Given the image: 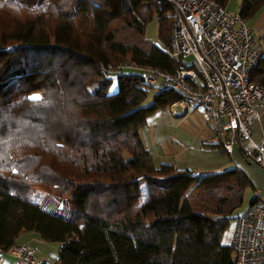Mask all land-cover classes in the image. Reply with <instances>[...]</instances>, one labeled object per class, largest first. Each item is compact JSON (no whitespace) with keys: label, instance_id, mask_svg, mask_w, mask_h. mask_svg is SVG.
<instances>
[{"label":"trees","instance_id":"trees-1","mask_svg":"<svg viewBox=\"0 0 264 264\" xmlns=\"http://www.w3.org/2000/svg\"><path fill=\"white\" fill-rule=\"evenodd\" d=\"M262 6L241 0L239 14ZM154 12L167 47L170 11L156 0H0V256L33 232L58 245L52 264H235L221 235L247 177L155 163L140 137L181 100L153 88L142 105L152 87L121 67L178 66L143 37ZM249 79L264 88V54ZM39 191L58 212L33 200Z\"/></svg>","mask_w":264,"mask_h":264},{"label":"built area","instance_id":"built-area-1","mask_svg":"<svg viewBox=\"0 0 264 264\" xmlns=\"http://www.w3.org/2000/svg\"><path fill=\"white\" fill-rule=\"evenodd\" d=\"M170 11V42L165 47L179 64L173 72L135 68L157 90L172 89L180 108L200 109L221 148L238 145L245 160L264 170V139L253 124L264 108V88L249 79L264 54L247 21L214 0H156ZM230 249L235 264H264V201L257 194L234 219ZM19 264H40L31 246L13 247Z\"/></svg>","mask_w":264,"mask_h":264},{"label":"crops","instance_id":"crops-1","mask_svg":"<svg viewBox=\"0 0 264 264\" xmlns=\"http://www.w3.org/2000/svg\"><path fill=\"white\" fill-rule=\"evenodd\" d=\"M223 6L226 8V3ZM255 15L248 23L252 31L256 27L262 39L264 6ZM253 134L257 139H264V108L259 112V119L253 124ZM140 137L158 164L169 163L177 170L189 169L196 175L218 173L228 169L240 170L249 180L251 188L246 190V200L233 213V219L247 211L255 194L264 201V170L245 160L238 145H234L230 152H224L220 140L214 137L200 109L180 108L174 104L159 109L146 119L145 125L140 129ZM20 237L24 239L23 243L16 242L14 247L27 244L32 247L34 255L37 249H47L45 241L33 232H22L17 238ZM56 258L57 253L55 260ZM37 261L40 264H50L42 260ZM0 264H18V260L8 251L1 254Z\"/></svg>","mask_w":264,"mask_h":264},{"label":"rangeland","instance_id":"rangeland-1","mask_svg":"<svg viewBox=\"0 0 264 264\" xmlns=\"http://www.w3.org/2000/svg\"><path fill=\"white\" fill-rule=\"evenodd\" d=\"M240 3H241V0H228L226 2V8L228 9V11L230 13H233V14L234 13H237L238 12V7H239ZM255 16H253V17H255ZM251 22H252L251 24H253V21H251ZM247 24L251 28V26L248 23V20H247ZM255 28L253 29V34H254L255 40L259 44L263 45L262 39H261L260 35H258L259 34V31H256ZM157 30H158V13L157 12H154V14L152 15L150 21L145 25L143 37H144V39L147 42H149L151 44H154L156 46H159L162 49H166L161 44V42L158 39ZM263 33H264V31H263ZM112 79H113L112 80V85H111V87L109 89V92L110 93L115 92L116 89H117L116 81H115L114 78H112ZM146 92H147L146 99L142 103V105H144V106L145 105H148L151 102V99H152L153 95L157 93V90H155L153 88H146ZM0 154H2V153H0ZM246 196H247V194H245V196H244V202L246 200ZM43 197H44V193L41 192V191H39V192H37L33 196V200L35 202H40L42 208H44L46 210H49L51 212H58L57 209H55L56 207H52L51 205L46 204V202H41V200H43ZM234 224H235L234 219H231V220L228 221V224L225 227V229H224V231H223V233L221 235V245L222 246L230 245V243H231V237H232V233H233V229H234ZM23 240L24 239L22 237L17 238L16 241H15V243L17 242L19 244H22L23 243L22 242ZM45 243L47 245L46 246L47 249L45 251H41V250L37 249V251L35 252L34 258L36 260H40V261L42 260V262L45 261V262L51 264V263H53L55 261V256H56V253H57V247H58V245L56 243H47V242H45ZM9 252L12 255H14L13 254V249H10Z\"/></svg>","mask_w":264,"mask_h":264},{"label":"snow or ice","instance_id":"snow-or-ice-1","mask_svg":"<svg viewBox=\"0 0 264 264\" xmlns=\"http://www.w3.org/2000/svg\"><path fill=\"white\" fill-rule=\"evenodd\" d=\"M28 99L32 100L33 102H38L40 101L42 98L37 94V95H34L32 97H29Z\"/></svg>","mask_w":264,"mask_h":264}]
</instances>
